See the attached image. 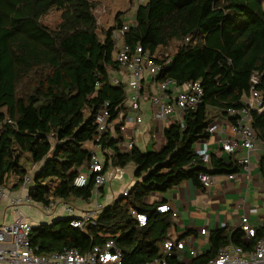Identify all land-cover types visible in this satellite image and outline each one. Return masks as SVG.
<instances>
[{"label": "trees", "instance_id": "obj_1", "mask_svg": "<svg viewBox=\"0 0 264 264\" xmlns=\"http://www.w3.org/2000/svg\"><path fill=\"white\" fill-rule=\"evenodd\" d=\"M89 0H0V186L8 174L17 177L20 186L27 169L20 164L25 155L40 164L31 176L30 199L47 205L51 199L87 200L93 190L91 176L84 187H74L73 179L87 167L91 153L88 142L112 147L111 164L134 166L135 182L126 195L106 205L93 224L82 230L69 223L73 218H58L32 227L31 246L37 254L48 255L63 248L85 254L108 239L121 250L126 264L151 262L162 256L160 246L172 227L168 213L157 212L164 201L146 203L151 194H164L183 181L201 187V171L234 174L238 165L230 158L215 155L205 166L194 145L209 138L206 128L211 119L207 110L221 116L228 108L243 105L250 77L259 75L256 89L264 103V2L263 0H145L131 11L133 26L125 42L139 44L153 52L180 42L171 62L155 75L156 81L171 79L176 85L199 81L202 101L183 117V126L175 121L162 131L159 150L142 151L133 147L121 152L116 140L98 136L94 116L107 102L111 118L125 110L123 88L114 86L108 69H117L110 33L103 39L96 32V20ZM60 11L54 28L41 24L50 10ZM115 16V25L122 21ZM184 37L189 41L182 43ZM252 128L264 147V111L253 113ZM97 140V141H96ZM264 190V152L258 160ZM130 210L145 214L140 227ZM191 231L177 237L182 240ZM264 235V227L245 240L237 227L212 230L208 248L192 258L190 264H206L220 248L233 244L251 248ZM168 264H179L176 257Z\"/></svg>", "mask_w": 264, "mask_h": 264}, {"label": "built area", "instance_id": "obj_2", "mask_svg": "<svg viewBox=\"0 0 264 264\" xmlns=\"http://www.w3.org/2000/svg\"><path fill=\"white\" fill-rule=\"evenodd\" d=\"M145 0H139L137 4ZM132 18L122 19L120 25L112 26L110 33L111 41L114 44V61L117 63V71H123L126 79L114 77L109 74L110 83L123 88L125 112L117 114L111 118L107 102H104L94 116V125L98 136L106 135L109 139L116 140L119 151L124 152L136 146V137L145 127L144 115L141 112V98L149 99L151 106V118L155 121L179 122L183 126V117L186 112L195 110L202 101L203 88L199 81H188L180 86L171 79L156 81L155 75L171 62V55L162 47H157L153 52L144 49L139 44L131 45L125 42V37L129 29L133 26ZM189 41V37H184L182 43ZM177 48V47H176ZM259 84V75L254 72L250 77V88L247 95L241 98L243 105L238 108H228L226 110V123L209 125L206 128L208 135L219 132L220 134L231 133V137L224 141L219 140L223 152L234 153L238 147L244 150L245 154L236 160V164L249 170V154L256 149L257 140L252 128L253 113L264 111V103L261 93L256 89ZM153 86L150 94L149 87ZM148 94H144V93ZM173 119V120H172ZM168 124V125H169ZM203 163L210 161V153H203L199 156ZM93 177L94 192L106 182L103 174V164L95 156L86 169L81 170L73 179V186L84 187L89 178ZM228 179H233L234 174H229ZM197 179L203 189L210 187L213 183V175L201 171ZM31 184V177L25 175L21 186L28 190ZM127 190L122 195H126ZM5 196L3 186H0V201ZM9 206L12 208L15 218L9 223L0 224V262L8 264H126L122 261L121 250L113 240L108 239L101 245H95L85 254L79 253L74 248H63L59 252L48 255L36 253V248L31 246L30 232L32 225L24 218L19 211L23 203L31 202L28 193L24 196L8 198ZM53 202L49 201L45 210L53 207ZM101 205L95 204L85 210L80 218L70 221V225L82 230L87 224H93L98 214L101 212ZM66 210L70 212L71 207ZM159 213L171 212L176 216L168 205H161L156 208ZM130 214L135 217L138 226H144L146 216L134 210ZM240 229L245 238L255 236L256 228L253 227L247 217L240 219ZM205 230L201 229L200 234ZM187 252L190 256L195 255L193 244L190 240H165L162 243V256L151 262L142 264H168V258L178 256ZM206 264H264V235L259 238L250 249H243L235 245H228L218 250L214 259Z\"/></svg>", "mask_w": 264, "mask_h": 264}, {"label": "crops", "instance_id": "obj_3", "mask_svg": "<svg viewBox=\"0 0 264 264\" xmlns=\"http://www.w3.org/2000/svg\"><path fill=\"white\" fill-rule=\"evenodd\" d=\"M137 5L135 4L132 12L135 11ZM174 47L175 49L170 52L165 50V52L171 55V58L177 45ZM107 71L108 76L112 74L114 77H124L126 79L123 71H117V69H108ZM152 89L153 86L150 85L149 94ZM148 93L146 92L144 94ZM140 105L141 112L144 115L145 127L136 137L135 147L142 151L159 150L162 145V131L169 123L166 121H155L151 118L150 113L152 109L149 99L142 97ZM213 120L217 123H226L227 118L226 116L220 115ZM231 136L230 132L226 134L215 132L209 135L208 139L198 141L194 145L198 159L201 154L207 152L210 153V158L212 155H215L222 158L225 162L230 158L236 162V160L245 154L244 150L238 147L234 153H226L221 150V143L218 142L219 140L224 141ZM86 144L88 145L85 148L90 151L91 156H95L103 164V174L105 175L106 182L98 190V193H95L93 188L92 194L87 200L80 198L67 201L58 198L51 199L50 201L53 202L54 206L49 210L44 209L46 205L43 206L32 200L29 203L21 204L19 211L32 227L50 223L58 218H80L85 210L95 204L101 205L103 209L114 199L122 195L125 190L128 191L129 187L135 182L134 166L132 164H128L124 168L112 166L111 158L114 155V149L112 147H103L101 143L95 144V142H88ZM256 146V149L249 154L248 172L238 166L233 179L227 178L229 174H215L213 175L212 185L206 189L195 186L189 181H183L162 195L153 193L145 199L146 203H152L154 201L160 202L163 200L164 204L161 205H168L171 211L176 213V216H172L171 212H167L171 216L173 223L168 231V240H177V237L180 235L191 231L192 234L179 241L185 243L186 240H190L193 244L195 255L190 256L187 252L179 254L176 256L179 264H190L192 258L202 255L207 250L208 235L212 230L226 227L228 231H231L234 228H240V219L242 217H247L248 222L256 229L264 227V190L258 172V160L264 152V147L258 142ZM26 158L28 162L27 168H25L31 177L39 169L40 164H33L27 156ZM209 163L210 161L204 164L208 167ZM87 167H83L80 171ZM16 182L17 177L15 176L10 184L7 185L5 182L3 185L5 196L0 201V224L9 223L15 218L12 208L9 206V196H24L25 193H28V190L23 189L21 185L16 186ZM114 184L117 185V188L119 187L118 190L113 189ZM68 206L71 207L70 212L66 210ZM201 229L205 230L204 234H200ZM248 239L245 238L246 241ZM160 247L162 251V245ZM0 264L8 263L0 262Z\"/></svg>", "mask_w": 264, "mask_h": 264}, {"label": "rangeland", "instance_id": "obj_4", "mask_svg": "<svg viewBox=\"0 0 264 264\" xmlns=\"http://www.w3.org/2000/svg\"><path fill=\"white\" fill-rule=\"evenodd\" d=\"M93 3L92 14L96 20V32L100 39H103L104 31L109 27L115 25V16L119 12L122 15V19H129L131 16V11L135 8V4L138 3L139 0H89ZM264 2V0H263ZM60 11L56 9L50 10L47 14H45L41 18V24L48 28H54L60 21ZM180 42H172L168 46L166 51H172L175 49L174 46H178ZM220 114L216 112L214 109L207 110V117L211 119L212 117H219ZM210 121V124H214L215 121ZM88 144H85L84 147H87ZM27 158L26 156L20 160V164L27 168ZM14 174L10 173L6 177L7 185L11 183L12 179H14ZM119 188V187H118ZM117 185H113L114 190H118Z\"/></svg>", "mask_w": 264, "mask_h": 264}]
</instances>
